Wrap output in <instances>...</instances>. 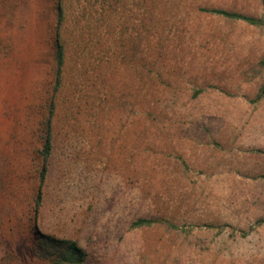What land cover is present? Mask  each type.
Instances as JSON below:
<instances>
[{
	"label": "rangeland",
	"instance_id": "rangeland-1",
	"mask_svg": "<svg viewBox=\"0 0 264 264\" xmlns=\"http://www.w3.org/2000/svg\"><path fill=\"white\" fill-rule=\"evenodd\" d=\"M57 3L0 0V264H264V27L201 11L264 0Z\"/></svg>",
	"mask_w": 264,
	"mask_h": 264
},
{
	"label": "trees",
	"instance_id": "trees-1",
	"mask_svg": "<svg viewBox=\"0 0 264 264\" xmlns=\"http://www.w3.org/2000/svg\"><path fill=\"white\" fill-rule=\"evenodd\" d=\"M201 11L207 12L212 15H217L224 17L230 20H239L243 21L249 25L256 27H264V18L259 19L254 16L241 14L237 12H231L224 9L218 8H202ZM57 31L63 19V8L61 0H58L57 7ZM56 31V39L54 42L55 46V64H56V74H55V88L57 90V86L59 85L60 75L62 71V66L64 64V49L60 42L59 32ZM264 61V60H263ZM264 89V86H263ZM52 104L49 105L50 113L52 111ZM49 120L47 121L46 132L44 135L43 146L41 150V155L45 160L49 157L52 149L51 144V133L49 129ZM45 169L43 166L40 172V183L45 177ZM154 221L139 219L138 221L133 223V227L139 228L143 226H149L153 224ZM36 251L35 257L43 260H49L50 264H83L86 260L87 254L86 252L78 246L75 241H70L66 239H57L51 235H45L38 232L37 240H36Z\"/></svg>",
	"mask_w": 264,
	"mask_h": 264
}]
</instances>
